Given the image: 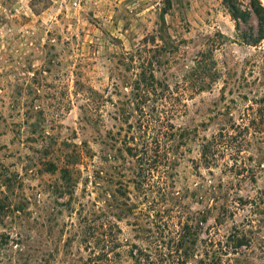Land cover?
Instances as JSON below:
<instances>
[{"label": "rangeland", "instance_id": "374dc122", "mask_svg": "<svg viewBox=\"0 0 264 264\" xmlns=\"http://www.w3.org/2000/svg\"><path fill=\"white\" fill-rule=\"evenodd\" d=\"M72 1L0 0V264H264L257 19ZM152 75L160 94L138 101ZM223 133L240 165L206 166Z\"/></svg>", "mask_w": 264, "mask_h": 264}, {"label": "trees", "instance_id": "16d2710c", "mask_svg": "<svg viewBox=\"0 0 264 264\" xmlns=\"http://www.w3.org/2000/svg\"><path fill=\"white\" fill-rule=\"evenodd\" d=\"M227 8L230 11L231 17L236 23L237 31L242 30V25L248 24L251 17L257 19L258 27L256 32L251 34L242 33V40L248 46L257 47L264 41V5L261 0H249L248 8L243 9L240 0H224ZM150 80L145 79L143 83H139L137 88V100L146 99L150 101L153 96L160 94L156 90L154 84V76L149 77ZM145 83V84H144ZM143 84V86H142ZM141 87L145 89L140 90ZM243 144L240 143L238 135L221 134L215 136L212 140L205 141L202 145V159L206 166H212L217 163L219 155L230 154V157L235 160V165H240L241 149ZM242 163V162H241ZM241 167V166H240ZM239 169V167H238ZM241 167L240 170H243Z\"/></svg>", "mask_w": 264, "mask_h": 264}, {"label": "built area", "instance_id": "2783aa9c", "mask_svg": "<svg viewBox=\"0 0 264 264\" xmlns=\"http://www.w3.org/2000/svg\"><path fill=\"white\" fill-rule=\"evenodd\" d=\"M72 9H77L79 8V2L77 0H73L72 1V6H71Z\"/></svg>", "mask_w": 264, "mask_h": 264}]
</instances>
